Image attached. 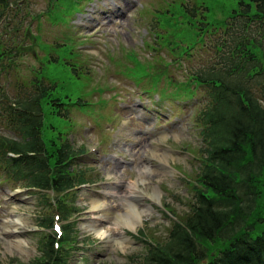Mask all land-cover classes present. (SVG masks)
Masks as SVG:
<instances>
[{
	"label": "rangeland",
	"instance_id": "1",
	"mask_svg": "<svg viewBox=\"0 0 264 264\" xmlns=\"http://www.w3.org/2000/svg\"><path fill=\"white\" fill-rule=\"evenodd\" d=\"M197 2H204L208 22L228 17L236 4L233 0H29L12 26H0V41L18 48L16 56L7 58L6 72H0V111L29 93L38 75L46 74L45 79L56 86L60 102L82 99V106L65 107L69 118L48 115L45 122L48 138L58 144L71 139L76 150H83L79 162L92 180L60 197L73 223L74 238L66 244L72 247L66 252L70 264H141L150 244L167 240L172 216L165 207L179 218L191 209L201 146L195 117L203 96L187 78L204 65L208 46L198 47L189 59L176 57L187 47L180 42L194 35L182 5L191 9ZM140 95L145 97L143 103L136 101ZM0 135L18 138L1 118ZM145 167L154 170L146 184L151 193L158 192V199H134L146 214L132 231L124 226L132 215L125 200L137 192L130 186ZM20 186L13 181L0 184V264H32L43 258L47 233L39 231L38 217L52 216V203ZM108 188L121 196L101 194ZM94 200L103 202L109 213L100 223ZM17 218L23 220L19 234L23 251L14 247L12 233L5 229ZM93 222L107 232L106 238L82 228Z\"/></svg>",
	"mask_w": 264,
	"mask_h": 264
},
{
	"label": "trees",
	"instance_id": "2",
	"mask_svg": "<svg viewBox=\"0 0 264 264\" xmlns=\"http://www.w3.org/2000/svg\"><path fill=\"white\" fill-rule=\"evenodd\" d=\"M233 1L235 6L220 23L203 22L208 17L204 2L191 9L182 5L194 33L190 40L206 43L209 38L211 54L215 51L213 62L193 71L189 84L206 99L196 118L202 141L198 180L189 213L176 217L165 243L152 246L141 264H264V0ZM28 5L29 0H0V26L7 29ZM193 49L188 46L182 55H191ZM17 52L9 41H0L2 73L3 61ZM45 77L38 75L31 91L6 107L2 117L19 139L0 135V166L27 187L62 193L88 180L83 173L69 172L81 151L69 141L57 144L43 131L47 109L62 115ZM60 212L62 218L69 215L64 204ZM39 219L41 226L52 227L53 216ZM64 231L62 241H69L72 224ZM43 244V258L32 264H70L54 237Z\"/></svg>",
	"mask_w": 264,
	"mask_h": 264
},
{
	"label": "bare ground",
	"instance_id": "3",
	"mask_svg": "<svg viewBox=\"0 0 264 264\" xmlns=\"http://www.w3.org/2000/svg\"><path fill=\"white\" fill-rule=\"evenodd\" d=\"M154 171V170H152ZM151 169H149L148 167L143 168V171H141V177L135 182V183H131L130 189H135L137 192H132L129 196L128 199H126L125 201L128 203L127 206L131 211L130 215V219L126 218L124 221V226L129 229V230H135L137 228L138 222H142L144 219V216L146 214V212L142 211V210H138L136 207V203L134 201V199H136V201L138 200H142L145 198H151L154 200H157V196H158V192L154 191L153 193H151L148 188L146 182L148 181V177L150 176V172L152 173ZM142 185V186H141ZM107 191V192H104ZM102 193L103 194H109L113 197L115 196H121L120 193H118L117 191H115L114 189L109 190L105 189ZM125 197V196H124ZM122 198V197H121ZM157 198V199H156ZM93 203V210L99 212L98 214V220L97 222H101L102 219L107 218V216L109 215V213H107L106 210H104V206H103V202H100L98 200H94L92 201ZM93 222L92 224H85L83 225V229L85 231L91 232L95 235V237H103V238H99V239H104L107 237V232H103L104 230L102 228L99 227L98 223ZM23 225V220H21V218H17L15 223H9L5 225V229H7L6 231L9 232L12 236V239L15 241L14 242V247H16L17 249L23 251V246L24 244L22 243V241L19 239V234H20V230L22 229L20 226Z\"/></svg>",
	"mask_w": 264,
	"mask_h": 264
},
{
	"label": "snow or ice",
	"instance_id": "4",
	"mask_svg": "<svg viewBox=\"0 0 264 264\" xmlns=\"http://www.w3.org/2000/svg\"><path fill=\"white\" fill-rule=\"evenodd\" d=\"M56 231H57V233H59V232H60V228H59V227H57V228H56Z\"/></svg>",
	"mask_w": 264,
	"mask_h": 264
},
{
	"label": "clouds",
	"instance_id": "5",
	"mask_svg": "<svg viewBox=\"0 0 264 264\" xmlns=\"http://www.w3.org/2000/svg\"><path fill=\"white\" fill-rule=\"evenodd\" d=\"M98 238H103V237L101 236V237H98Z\"/></svg>",
	"mask_w": 264,
	"mask_h": 264
}]
</instances>
